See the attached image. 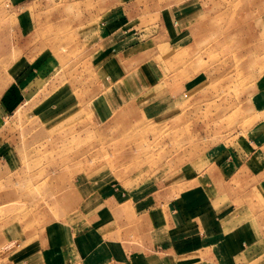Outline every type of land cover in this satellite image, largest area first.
<instances>
[{
    "label": "rangeland",
    "instance_id": "rangeland-1",
    "mask_svg": "<svg viewBox=\"0 0 264 264\" xmlns=\"http://www.w3.org/2000/svg\"><path fill=\"white\" fill-rule=\"evenodd\" d=\"M116 2L0 0V235L10 231L20 240L22 226L40 229L60 219L54 189H69L78 177L105 174L129 183L137 176V185L162 186L252 124L253 85L264 72V0H137V25H157L158 57L172 60L182 80L197 78L168 113L97 125L89 104L102 84L82 40ZM45 49L56 70L31 86L30 100L7 101L29 84H22L26 57ZM15 248L2 251L0 264Z\"/></svg>",
    "mask_w": 264,
    "mask_h": 264
},
{
    "label": "crops",
    "instance_id": "crops-1",
    "mask_svg": "<svg viewBox=\"0 0 264 264\" xmlns=\"http://www.w3.org/2000/svg\"><path fill=\"white\" fill-rule=\"evenodd\" d=\"M137 16V0H117L82 40L102 84L89 104L97 125L168 113L197 78L174 74L173 61L158 57L157 25L142 29ZM20 20L30 35V15ZM26 58L22 84H29L13 89L7 101L30 100L25 93L57 68L47 49ZM251 115L237 141L211 147L168 184L137 185V176L124 183L103 174L54 189L63 216L40 229L22 226L20 240L10 231L0 235V254L16 247L6 264H264V72L253 85Z\"/></svg>",
    "mask_w": 264,
    "mask_h": 264
},
{
    "label": "built area",
    "instance_id": "built-area-1",
    "mask_svg": "<svg viewBox=\"0 0 264 264\" xmlns=\"http://www.w3.org/2000/svg\"><path fill=\"white\" fill-rule=\"evenodd\" d=\"M72 264H83L82 262H76V263H72Z\"/></svg>",
    "mask_w": 264,
    "mask_h": 264
}]
</instances>
